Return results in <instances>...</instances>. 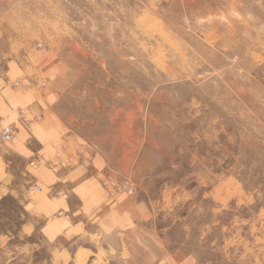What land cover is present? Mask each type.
Here are the masks:
<instances>
[{
    "label": "rangeland",
    "instance_id": "1",
    "mask_svg": "<svg viewBox=\"0 0 264 264\" xmlns=\"http://www.w3.org/2000/svg\"><path fill=\"white\" fill-rule=\"evenodd\" d=\"M12 60L57 159L72 141L100 156L143 217L109 244L46 241L43 191L0 141V264H264V0H0Z\"/></svg>",
    "mask_w": 264,
    "mask_h": 264
},
{
    "label": "crops",
    "instance_id": "2",
    "mask_svg": "<svg viewBox=\"0 0 264 264\" xmlns=\"http://www.w3.org/2000/svg\"><path fill=\"white\" fill-rule=\"evenodd\" d=\"M23 68L12 60L6 70L0 71V128L6 124L16 128L9 143L0 145L5 152L22 159L32 181L42 187L43 192L30 206L42 218L40 231L44 239L50 243L65 241L92 245L101 240L109 244L114 236L132 231L143 217L142 203L136 198L113 193L107 185L102 158L88 150L78 155L81 147L75 142H70L69 149L63 151L65 159H70L69 164L57 159L55 155L61 142H56V138L60 136L49 124L45 104L33 94L32 87L18 89L11 85L13 79L22 75ZM24 110L27 114H20ZM38 113L44 114L39 123L28 121ZM60 189L70 192L66 196H55ZM156 264L195 262L181 253H167L160 256Z\"/></svg>",
    "mask_w": 264,
    "mask_h": 264
},
{
    "label": "built area",
    "instance_id": "3",
    "mask_svg": "<svg viewBox=\"0 0 264 264\" xmlns=\"http://www.w3.org/2000/svg\"><path fill=\"white\" fill-rule=\"evenodd\" d=\"M15 133H16V130L14 129L13 126H11V125L3 126L0 129V141L1 142H7V141L11 140L12 137H14ZM110 184L115 186V184L112 181H110ZM113 188L117 191L129 193V194H131L134 190L131 183L129 182V180L123 181V183L116 185ZM28 190H30L31 192H34V193H40L42 191V187L40 185H38L37 183H30L28 185ZM69 192H70L69 189H60V190H57L55 192V196H57V197H59L61 195L66 196L69 194Z\"/></svg>",
    "mask_w": 264,
    "mask_h": 264
}]
</instances>
